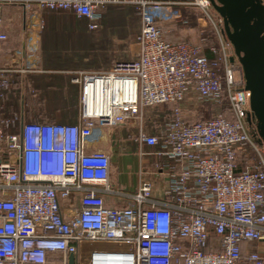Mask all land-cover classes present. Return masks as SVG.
<instances>
[{
  "label": "built area",
  "instance_id": "1",
  "mask_svg": "<svg viewBox=\"0 0 264 264\" xmlns=\"http://www.w3.org/2000/svg\"><path fill=\"white\" fill-rule=\"evenodd\" d=\"M110 5L141 18L136 59L73 75L74 123L29 122L23 106L5 115L14 80L34 70L21 58L37 50L45 13H72L96 30ZM194 5L213 8L209 0H0V264H69L71 255L74 264H245L249 246V263L264 264V148L223 19L217 14L219 28L207 15L218 45L164 38L163 26ZM7 7L23 12L26 50L5 48ZM192 90L212 104L226 93L231 117L185 121L178 106ZM165 105L175 106L172 116L149 135L146 110ZM116 128L160 148L163 198L153 196L146 167L134 192L113 183L111 156L94 146Z\"/></svg>",
  "mask_w": 264,
  "mask_h": 264
},
{
  "label": "rangeland",
  "instance_id": "2",
  "mask_svg": "<svg viewBox=\"0 0 264 264\" xmlns=\"http://www.w3.org/2000/svg\"><path fill=\"white\" fill-rule=\"evenodd\" d=\"M179 1L196 2V0H179ZM194 7L197 8V9L195 8L197 12L196 15H194L195 13L191 15L193 11L183 12L181 13V18L179 17L180 19L175 21V22H180V20L185 19L188 22L187 26L189 27H187V29L191 35L188 37H182L180 35L181 31H179L180 28L175 26L176 24H174L173 26L166 28V33L168 35L166 36V34H164L165 39L169 41H175V42H184V41L194 40V43L198 44L200 43V33L199 32L202 31L201 25L206 26L207 24V27H206L207 30L205 31L207 33L205 34H207L208 37H207L206 43H208L209 45H215V44L218 45L217 37L215 38L212 35L214 38L212 37L211 39H209L210 35L212 34L211 33L212 30L214 31V34L216 33L212 25V22L209 21V18L207 16L210 12L215 18L214 19L215 23L220 28V24L216 21V19L218 18L217 13L215 12L213 8H210V9L208 7L202 8V7L195 6V5ZM124 8H125L124 9L125 13L122 14L121 18L115 17L114 15H112L111 11L106 9L104 11L105 14L103 15V19L101 20L99 27L96 30L91 31V33H86V34H85V30L86 29L89 30L88 27H86V29L83 30L84 33L82 35L85 34L84 35L85 38L77 37V35L73 36V34H71L70 37H72V40H73L72 41L73 50L71 51H66L65 50L66 48H63V47H66L65 45L67 43L61 41V40L67 39L70 33L63 34L60 31L58 32L59 30L58 28L55 30L54 29L52 30L50 29L49 24H47L48 31L44 34L42 39L44 40L46 35H48L55 42V47L60 48V49H57V52H56L57 56L54 58L56 59L55 62H57L56 67L59 68L63 66L66 68H71V67H74V65L78 64L79 66L77 67L79 68L78 71L75 70V72H73V74L71 75L68 74L69 76H73L75 75V73H78V72L109 70L117 62L131 61V60L136 59L137 57L136 55L137 54V38L141 32V18L136 13V9L134 10L132 6H124ZM5 11L6 12H4V17L6 18V20L9 21L12 19L11 21H9L10 25H13L15 21H18V19H20V17L23 16V12L17 8L7 7ZM184 14L185 16L186 15L187 16L185 17ZM188 17L190 18L192 17V19L189 20ZM203 20H206L207 22L205 23ZM17 24H18V27H20L19 23ZM177 24L180 25V23H177ZM190 27H193V28L191 29ZM63 31H66V30H63ZM164 31H165V28H164ZM14 37L17 38L18 40H24L25 35L24 33L21 35L19 34V32H16V34H14ZM95 41H98L99 47L101 49H104V56L106 59L98 58L94 60V55L97 53V50L94 49L93 51L94 55H93L90 49H92V46L95 44ZM42 46L44 48V43L42 44V41H41L40 43L41 50H42ZM64 52H69V53L71 52V53L68 55H63ZM98 61H103L106 63H103V62L98 63ZM44 63H45V59L43 60V64ZM58 74H60V76H64L62 72ZM64 78L67 80L68 77L64 76ZM25 82H27V80ZM25 82L22 84V86L20 87V90L18 91L19 100L21 101L22 106L24 105V102H26L27 104L30 101L31 104H33L34 106H37L36 110H38L40 108L39 106L42 104L43 106L41 108H44L47 105V103H45L46 101L40 100L42 98H24L23 97L28 94L27 92L28 90L26 88L27 83L25 84ZM68 99L69 98H51L50 100L52 101V104H50L51 101L49 100L50 101L49 107L46 109V111L44 110V112L46 113V116H49V118H53L56 120L57 119L59 120L62 115H63V118L65 116L68 117L67 120H70L69 117H72L74 114H76L77 116L78 98H71L72 103L70 102L71 106L69 107L67 105L69 103V101L67 103ZM10 100H15V99L10 98ZM10 100H8L7 103H9ZM6 106L8 107V104ZM65 108H67L68 110L66 113L64 112ZM178 108L180 110L182 118L189 123L207 122L211 120L214 116H217L219 114L225 115L227 117H231L230 111L228 110V105H227L226 100H224L221 104L201 103L198 100L194 90L190 91L186 95L185 100L179 104ZM10 109H11V106H10ZM172 109L174 112L175 106L174 107L159 106L157 108L152 107L146 110L145 125H147V129H149L150 127H153V128L158 129L159 131L160 127L168 119V114L172 113ZM6 113H10L9 110ZM41 114H44V113H41ZM109 130L111 132H114V129H109ZM136 136H137V130H134V131L124 130V131H121L118 135V138L120 139L118 141H121V143L119 142L120 144L118 142L115 143L114 139L113 141L110 139L109 145H108L109 152L112 158V162L114 163L119 162V157L122 155L123 156L125 155V157L127 158V162H128L127 168H124L122 166V169L120 168L121 173L118 176L119 177L123 176V178L127 179L128 182L132 181L133 184L131 186L134 188L137 187L136 180L138 181V183L140 182V180L137 179L138 177L137 172L134 171V169L136 168V165L138 164V158L136 157V155H134L135 152L132 149L129 150L128 148H124L123 145L129 142L134 143L136 140ZM114 176L116 175L114 174ZM128 182H127L126 188L129 189L130 187H129ZM154 194L155 193H153V196Z\"/></svg>",
  "mask_w": 264,
  "mask_h": 264
},
{
  "label": "crops",
  "instance_id": "3",
  "mask_svg": "<svg viewBox=\"0 0 264 264\" xmlns=\"http://www.w3.org/2000/svg\"><path fill=\"white\" fill-rule=\"evenodd\" d=\"M10 8V7H9ZM13 8V7H12ZM7 8L4 9V11L2 12V15H3V18H4V27H5V30L8 32L10 38H9V41L7 42V44H5V48L7 49H10V50H15V49H23V50H26V47H27V38L25 37L24 40H18L17 38L14 37V34H16V32H19V34H23L25 36L28 35L29 37V32H28V28L26 27L25 28V19H24V16H21L20 19H18V21H15L13 25H10L9 21L11 20H6V18L4 17V12H6ZM210 15L214 18V16L210 13ZM205 23L207 22L206 20H203ZM45 22H46V25H45V29L44 31L41 33L40 35V38L38 39L37 41V50L34 52V54H31L28 55H24L22 58H21V62L22 64L25 65H31L34 67V70H32L29 74H24L22 76H19L17 79L19 80L20 84H23L26 80H28V77L29 75H32V74H36V75H60L58 73H63L64 76H67V82L69 83L68 86L69 88L72 87V89H70L72 92H74V94L76 95V98H79V95H80V88L77 84H74L72 82V78L73 76H69L68 74H73V72L78 71L79 68L77 67H71V68H65L63 70H59L53 66H46L47 63V59H49V56H48V53L50 50H54L55 48V42L53 41L52 38H50L48 35H46L45 39L43 40V36L44 34L48 31V25L50 26V29H61V30H67L68 33L72 32L70 30H74V29H77L75 28V24L74 21L71 20V18L68 16H58V17H52L50 14H45ZM19 23V26L18 27V24ZM177 23H180L177 24ZM17 24V25H16ZM174 24H176L175 26L179 27V31H181V36L182 37H188L190 36V32H188V29L187 26L188 25V22L187 23H182V22H174V23H171V24H166L164 25V28H165V34L166 36L168 35L166 33V28L168 27H171L173 26ZM207 24L206 26L204 25H201V29L202 31H198L200 33V37L202 35H207L205 33L206 30H207ZM191 29L193 27H190ZM22 32V33H20ZM168 32V30H167ZM197 33V32H196ZM199 35V34H198ZM170 36V35H169ZM203 38H206L207 37H203ZM42 41V44L44 43V48L42 46V50L40 49V43ZM62 42H66L67 44L65 45L66 47H63V48H66L65 50L66 51H71L72 48L70 46V42L72 41L70 35L68 36L67 39H64V40H61ZM169 41V40H168ZM192 41V42H191ZM170 42H175V41H170ZM185 42H188V41H185ZM190 43H194V40H190L189 41ZM54 52V51H53ZM5 53V52H4ZM71 53V52H70ZM69 52H64L63 55H68L70 54ZM45 59V63L43 64V60ZM50 60V59H49ZM7 61V58L4 55H1L0 56V63H6ZM54 61V59H53ZM79 67V66H78ZM27 82H25L26 84ZM124 130H127V129H124ZM123 129L121 128H116L114 129V132H111L109 129L105 130L102 138L100 139V141L94 146L96 147L97 149L99 150H102V151H105L107 152L110 156V152H109V148H108V145H109V140L111 139L113 141L114 139V142L115 143H121V141H118L120 140L118 138V135L121 131H124ZM130 131V130H129ZM134 131V130H133ZM145 131L149 134V135H156L158 133V130L153 128V127H150L149 129H147V127H145ZM129 142V141H128ZM119 143V144H120ZM119 146V145H118ZM124 148H128L129 150L132 149L135 153L134 155H136V157L138 158V164L136 165V168L134 169L135 172H137V179L140 180V172L141 170L146 167L148 170H147V175L145 176L146 178H148L149 180L151 181H154L157 180L156 182V185L154 187V190H153V193L154 194V197L155 198H158V199H161L163 198V188L166 187V178L161 176V175H157L155 173V169H154V165H156L157 163H161L164 161V158L161 157V156H158L157 155V152L159 151V147H151V146H147V145H141L140 143L135 142H129L125 145H123ZM112 160V158H111ZM127 165H128V162H127V158L125 157V155L123 156H120L119 157V162H112V181L114 184H116L117 186H119L121 189L123 190H127V191H130V192H134L137 187H138V181L136 180V185L137 187H132L131 185L133 184L132 181L128 182L127 179L123 178L122 177H119L118 175L121 173L120 171V168L122 169V166L124 168H127ZM116 169V170H115ZM116 171V172H115ZM118 173V174H116ZM114 174L116 176H114ZM116 177V178H115ZM117 180V181H116ZM127 182L129 184V189L126 188L127 186ZM116 196H113L111 194H106V198L108 200V204L112 205V203H115L117 201H115V198Z\"/></svg>",
  "mask_w": 264,
  "mask_h": 264
},
{
  "label": "water",
  "instance_id": "4",
  "mask_svg": "<svg viewBox=\"0 0 264 264\" xmlns=\"http://www.w3.org/2000/svg\"><path fill=\"white\" fill-rule=\"evenodd\" d=\"M242 67L256 133L264 148V4L261 0H209ZM75 257H69V264Z\"/></svg>",
  "mask_w": 264,
  "mask_h": 264
},
{
  "label": "trees",
  "instance_id": "5",
  "mask_svg": "<svg viewBox=\"0 0 264 264\" xmlns=\"http://www.w3.org/2000/svg\"><path fill=\"white\" fill-rule=\"evenodd\" d=\"M132 8H134V7H132ZM195 8L196 7H194V6H182L180 8V10H181V13L187 12V11H189V12H192L193 11L191 13V15H193L194 13H195L194 15H196L197 12H196ZM124 9H125L124 6H121V5H110L107 8V10L111 11L112 15H114L115 17H118V18H121L122 14L125 13ZM134 10H135V8H134ZM46 13L47 14H50L52 17H58V16H61V17L67 16L68 17L69 16L71 18V20L74 21L73 24H75V26H76L75 28H77V29H74V30L73 29L70 30V31H72V32H70V36H71V34H73V36L74 35H77V37L85 38L84 35L87 33L86 32L87 31L86 27H88L87 20H85V19H78L72 13H66V12H46ZM104 14H105V12H104ZM184 16H185V14H184ZM188 19L191 20L192 17L191 18L188 17ZM180 22H181V20H180ZM163 28H164V26H163ZM84 29H86L85 30V34L82 35L84 33V31H83ZM88 29H89V27H88ZM59 31L61 33H63V34L64 33H66V34L68 33L67 30L66 31H63L62 30L61 31V29H59L58 32ZM211 33H210L211 35H210V38L209 39H211L213 36L215 38L217 37V36H215L216 34H214V31L213 30L211 31ZM203 37H208V35H202L200 37V40ZM71 39H72V37H71ZM72 41L70 42V46H71V48L73 50ZM57 49H60V48L55 47L54 50H50L49 51L48 56H49V59L50 60L47 59V61H46L47 65L46 66H50V67L51 66H55V68H57L56 67L57 62H55L56 59H54L57 56V53H56L57 52ZM94 49L97 50V53L95 55H94V52H93ZM90 50H91V52L94 55V60L95 59H98V58L99 59H102V58L103 59H106L105 56H104V49H101L99 47L98 41H95V44L92 46V49H90ZM51 52H53V53H51ZM209 57H213V56H209ZM53 59H54V61H53ZM102 62L103 61H98V63H102ZM103 63H106V62H103ZM74 67H78V64L74 65ZM65 68L66 67L61 66V67H59L57 69L63 70ZM68 84L69 83L64 78V76H60V75H56V74H54V75L53 74L52 75H36V74L29 75L28 80H27V85H26V88L28 90L27 91L28 94L26 96H23V97L24 98H42L40 100L46 101L45 103H47V105L45 106L46 108L45 107L44 108H41L43 106V104H42V105L39 106L40 108L38 110H36V107L37 106H34L33 104H31L30 101L27 104H26V102H24L23 112H24V115H25L26 120L29 121V122L74 123L76 121V114H74L72 117H69L70 120H67L68 117H66V116L63 118V115L61 116V118L59 120L58 119L56 120V119H53V118H49V116H46V113L44 112V110L46 111V109L49 107V102L51 101L50 100L51 98H69L67 100V103H68V101H69V103L71 102V98H76V95L74 94V92H72L73 90L72 91L70 90V89H72V87L69 88ZM21 86H22V84L20 85L19 80L18 79H15L14 80V83H13V86H12V89H11V91L9 93V99H8V100H10V98L11 99L14 98L15 100H10V102L7 103L9 108L6 107L7 109L5 111V115H11V114L16 113V112H19L21 110L22 104H21V101L19 100V94H18V91L20 90V87ZM224 100L227 101L228 110L230 111V105H229L228 97H227V94L226 93L224 94V97H223L222 102ZM69 103L67 104L68 107L71 106V103L72 102L70 104ZM50 104H52V101L50 102ZM10 106H11V109H10ZM153 107L157 108L159 106H153ZM165 107H174V105H165ZM149 108H152V107H149ZM8 110H9L10 113H6V112H8ZM39 111H41V112H39ZM67 111H68L67 108H65L64 109V112L66 113ZM41 113H44V114H41ZM172 114H173V109H172V113L171 114H168V119L172 116ZM145 127H147V125H145ZM241 164H243V163L241 162ZM249 247L250 248H247L246 247L245 250L243 251V254H242V257L244 258L245 264H251V263H249V261L246 258L248 250L249 249L251 250L253 248V246H249Z\"/></svg>",
  "mask_w": 264,
  "mask_h": 264
},
{
  "label": "flooded vegetation",
  "instance_id": "6",
  "mask_svg": "<svg viewBox=\"0 0 264 264\" xmlns=\"http://www.w3.org/2000/svg\"><path fill=\"white\" fill-rule=\"evenodd\" d=\"M25 28H26V27H25ZM91 31H94V30H90V29H89V30H87L86 32H87V33H91ZM25 37L28 38V35L25 36ZM25 37H24V38H25ZM9 38H10V36H9Z\"/></svg>",
  "mask_w": 264,
  "mask_h": 264
}]
</instances>
